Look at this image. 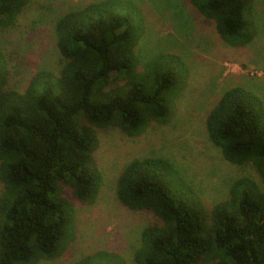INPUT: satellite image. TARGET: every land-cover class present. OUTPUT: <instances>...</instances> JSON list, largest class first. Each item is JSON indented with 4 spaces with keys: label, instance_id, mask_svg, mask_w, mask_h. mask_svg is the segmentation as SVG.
Wrapping results in <instances>:
<instances>
[{
    "label": "trees",
    "instance_id": "obj_1",
    "mask_svg": "<svg viewBox=\"0 0 264 264\" xmlns=\"http://www.w3.org/2000/svg\"><path fill=\"white\" fill-rule=\"evenodd\" d=\"M31 1L0 0V27L13 25ZM187 2L214 21L227 45L243 47L254 38L245 19L253 0ZM144 30L141 10L128 0H99L63 14L54 25L58 74L37 72L23 91L7 88L0 49V264H36L63 254L75 225L69 198L92 205L102 186L94 159L100 132L137 137L150 123L170 122L188 69L178 55L161 53L138 71L136 46ZM205 130L224 160L251 165L261 185L238 178L228 200L208 209L169 161L129 162L116 199L158 220L143 229L135 264H264L261 100L240 87L227 90L208 112ZM170 177L189 195L173 193ZM112 258L123 264L104 251L74 264Z\"/></svg>",
    "mask_w": 264,
    "mask_h": 264
},
{
    "label": "rangeland",
    "instance_id": "obj_2",
    "mask_svg": "<svg viewBox=\"0 0 264 264\" xmlns=\"http://www.w3.org/2000/svg\"><path fill=\"white\" fill-rule=\"evenodd\" d=\"M95 1L99 0H32L13 25L0 27V49L9 71L7 88L23 91L40 71L58 74L62 61L56 49V20ZM128 1L144 18V34L136 46L138 71L158 54H175L188 69L186 85L173 97L169 123H150L137 137L118 129L99 133L94 159L103 182L98 197L92 205L69 198L75 214L72 240L60 257L36 264H74L99 251L115 255L123 264H135L143 229L158 220L146 211H130L116 199L117 180L133 160L169 161L208 209L228 200L230 186L238 178L261 185L251 165L224 160L207 136L205 119L222 94L234 87L259 98L264 108V0H253L245 16L254 38L243 47L221 41L214 21L200 15L187 0ZM170 179L167 185L173 193L189 195L179 179ZM100 264L120 263L112 258Z\"/></svg>",
    "mask_w": 264,
    "mask_h": 264
}]
</instances>
